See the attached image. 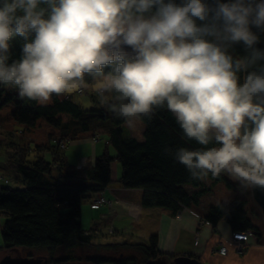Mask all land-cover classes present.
<instances>
[{
    "label": "clouds",
    "instance_id": "obj_1",
    "mask_svg": "<svg viewBox=\"0 0 264 264\" xmlns=\"http://www.w3.org/2000/svg\"><path fill=\"white\" fill-rule=\"evenodd\" d=\"M262 38L264 0H0V88L41 106L92 88L129 126L166 113L192 179L264 192Z\"/></svg>",
    "mask_w": 264,
    "mask_h": 264
},
{
    "label": "trees",
    "instance_id": "obj_2",
    "mask_svg": "<svg viewBox=\"0 0 264 264\" xmlns=\"http://www.w3.org/2000/svg\"><path fill=\"white\" fill-rule=\"evenodd\" d=\"M22 43L21 38L13 41L15 57L19 56ZM238 51L242 53V50ZM5 92V87L0 88V109L13 101L15 108L12 119L19 125L30 130L44 119L50 126L61 129V137H70L72 130L76 136L96 127L108 132L117 156L111 157L105 151L95 159L93 166L78 169L69 163L66 152L53 143L54 133L43 144H34L33 141L30 143L34 145L18 144L12 137L0 140V148L7 149L3 166L15 173L17 184L14 188L8 182L0 192V215L5 218L0 255L6 249H47L53 255L38 257L43 264H149L160 258L162 254L158 250L156 235L147 244H96L95 240L102 234L100 224L93 225L89 230L84 229L81 212L85 202L93 201L112 184L111 166L114 161L122 164V186L143 191L144 208L163 209L172 215H178L185 209L199 210L205 191L201 189L190 194L186 187L201 188L203 180L192 179L184 166L174 161L169 151L196 145L186 144L181 139L180 130L171 117L161 112L152 121H143L146 130L143 141H139L126 134L125 123L114 118L104 107L93 106L86 110L71 95L68 98L54 97L52 102L41 106L27 99H19L16 92H10L4 98ZM93 102L100 104L96 96ZM99 119L110 120L112 126L102 122L97 126ZM208 179L217 185L226 182L234 186L226 175L219 178L209 176ZM250 199L264 216V192L250 191ZM247 203V200H235L210 206L203 211V219L212 225L226 220L234 232L251 231L261 237ZM61 248H67L73 255L57 259L54 253ZM78 248H106V252L101 255L94 253L95 256L82 259L74 252ZM111 250L119 253L109 254ZM138 254L144 260L140 261L136 257Z\"/></svg>",
    "mask_w": 264,
    "mask_h": 264
},
{
    "label": "crops",
    "instance_id": "obj_3",
    "mask_svg": "<svg viewBox=\"0 0 264 264\" xmlns=\"http://www.w3.org/2000/svg\"><path fill=\"white\" fill-rule=\"evenodd\" d=\"M11 124L13 131L8 134L10 136L4 138L12 137L14 142L20 144L23 137L16 140L12 134V132L17 131L18 123L12 119ZM18 131L20 134L26 135L24 130L18 129ZM55 135L58 134L55 133ZM4 138L0 135L1 140ZM78 142L73 141L66 151L69 163L75 167L82 163L85 164V168L93 166L97 155L110 151L109 148L103 151V147L100 148L99 143L95 144L91 140V136H85ZM86 145L88 148L85 147ZM78 146L80 147L78 148ZM0 150L4 152L1 158L2 164H0L1 175H5L10 184L8 173L11 171L6 170L3 166L7 158V149L1 147ZM111 170L112 179L115 180L114 171L117 176L118 167H114L113 164ZM1 177L0 182L5 184ZM119 177L117 176V179ZM1 189L2 187L0 192ZM101 196L110 203L101 204L99 208H95L93 202ZM142 197L143 191L141 190L126 189L121 183L114 186L110 185L102 195L95 197L91 202L84 203L82 211L86 205L87 214L92 215L93 225L100 224L101 226L102 223H105L108 228L114 226L113 237H116V241L121 243L147 244L153 235L158 236V250L162 255H167L171 259L187 255L197 258L205 264H264V216L261 211L259 223H255L251 216L254 225L258 224L259 226L257 228L261 232V237L252 234L247 242L248 250L240 255L235 246L230 244L234 231L226 220L220 221L217 225H212L203 219L202 210L185 209L178 215H172L163 209L144 208ZM252 207L250 214L252 212L256 214L257 210H260L253 201ZM97 216L100 223L94 220ZM96 241L97 239L95 243H100ZM2 245L3 239L0 241V246ZM223 246L228 249L226 255L219 253Z\"/></svg>",
    "mask_w": 264,
    "mask_h": 264
},
{
    "label": "rangeland",
    "instance_id": "obj_4",
    "mask_svg": "<svg viewBox=\"0 0 264 264\" xmlns=\"http://www.w3.org/2000/svg\"><path fill=\"white\" fill-rule=\"evenodd\" d=\"M6 92L4 93V98L7 94H9L10 92H16L15 89L9 88V87H5ZM83 91L82 94H80ZM81 92L78 91L74 92V93H70L69 95L73 96V99L79 103L84 109L86 110H90L93 106H97V108L99 107H103L100 104H95V102H93V97L96 96L94 93V90L92 88H84L81 90ZM98 100V99H97ZM15 108V104L13 101L6 103L1 109H0V135L2 136V138H4L5 136L8 137L10 135H8L10 133V131H13V127L11 124L12 121V111ZM66 122H68L67 119H64ZM102 122L104 124H108L110 126H112L111 121L110 120H105V119H99L98 121H96V125L98 126L99 123ZM102 124V125H104ZM20 126V127H19ZM18 129H22L24 130L26 133L25 134H20V131H18ZM17 131L12 132V134L14 135V138L17 139H22L21 143L23 144H27L29 143L30 145L32 143H30L31 141H33L34 139V144H43L46 143L47 141H49V136L50 134L54 133V137H58L61 136L62 134L59 132L61 131L60 128H55L50 126L46 120L41 119L37 126L33 129L28 130L25 126L19 125L16 128ZM124 130L126 132V134H128L129 136H132L134 138H136L139 141H143L144 139V133L146 130V125L144 122H140L135 126H129L126 123L124 124ZM73 130L71 131V141H77V143H79L78 141L83 139L85 136H91V140L100 146V148L103 147V151H105L106 148H109V154L111 155V157L117 156V150L116 148L110 143V135L107 133H105L103 130H99L96 129V127L94 129H91L90 132H82L79 133L78 135L74 136L73 135ZM55 133H57L58 135H55ZM6 139V138H4ZM3 139V141H4ZM26 139V140H24ZM33 139V140H32ZM98 139V140H96ZM1 140V139H0ZM70 142V145L71 143ZM107 143V145H106ZM32 144V145H34ZM70 145L67 147V149L70 147ZM80 146H78L79 148ZM86 148H88V146H85ZM77 148V149H78ZM3 150H0V164H2V160L1 158L3 157ZM103 153L99 154L96 156L99 157L101 156ZM114 164V167H118V175L120 176L117 179L116 173L114 171V178L113 182L111 185H118L120 183V179L122 177V164L118 161H114L112 162V165ZM0 171V177L1 175ZM8 176L10 177V185H12V187L16 188L17 184H16V179H15V173H13L12 171L8 173ZM3 177H5L7 179V177L5 175H3ZM226 177L229 179V181L231 183H233L234 186H229L227 185L226 182H220L217 184H215V182L211 179H204L203 180V186L201 188H193L191 186L186 187L187 191L190 194H193L196 191H199L201 189H203L204 195L201 198V205L199 206V210L202 211H207L208 208H210V206H215L218 205L220 203H226V202H233L235 200H247V207L249 210H251L252 207V200L250 199V191H246L242 188H240V186L238 184H236L235 182H233L227 175ZM6 186L3 182H0V188ZM86 203V202H85ZM260 210H257V213L254 214L252 212L251 216L253 217V220L255 223H259V217H260ZM99 216V215H98ZM97 216V218H95L94 220L96 222H99V217ZM91 217V218H90ZM5 223V218L4 216L0 215V241L3 239L2 238V227L3 224ZM100 223V222H99ZM81 224L83 226L84 229L89 230L93 223H92V215L87 214V208L86 205L83 208L82 211V217H81ZM256 227H259L258 224H255ZM100 231L102 232V234L100 236H98L97 241L96 242H100L103 245H110V244H122L121 242L116 241V237H113L115 231H114V226H110L108 228L107 225H105V223H102V225L100 226ZM99 244V243H96ZM106 248H102V250H98V249H93V250H88L87 248H78L76 249V251L74 250L75 254L82 258L85 259L88 256H95L94 253L97 255H101L104 254L106 252L105 250ZM125 251V250H124ZM127 252V251H125ZM52 252L49 250H45V249H39V248H15V249H11V250H4L3 253L0 255V261L5 257V256H9L12 258H27V257H40V256H48V255H53L51 254ZM109 254H118L119 252H115V251H110L108 252ZM73 254H71L69 252V250L67 248H61L58 252L54 253V256L58 259V258H64L67 256H72ZM4 256V257H3ZM87 256V257H86ZM140 261L144 260V257L141 254H138L136 256Z\"/></svg>",
    "mask_w": 264,
    "mask_h": 264
},
{
    "label": "built area",
    "instance_id": "obj_5",
    "mask_svg": "<svg viewBox=\"0 0 264 264\" xmlns=\"http://www.w3.org/2000/svg\"><path fill=\"white\" fill-rule=\"evenodd\" d=\"M79 91L81 92V90H79ZM79 91H78V93H79ZM68 97H69V95L66 96V98H68ZM96 140H98V139H96ZM70 142H72L70 137H61V136H59V137H55V139H53V143L58 145L60 147V149H62V150L67 149V147L70 145ZM78 168L79 169L82 168L81 164L78 165ZM1 179L3 181H5L6 184H8V181L5 180L3 177H1ZM98 196H100V195H98ZM106 203H110V202L107 201L102 196L99 197V198H96L94 200V202H93L95 208H99L101 204H106ZM250 233H251L250 231H247V232H234L233 235H232V240L230 241V244L235 246L236 251L240 255L244 254L248 250L247 242H248ZM219 253L222 254V255H226L228 253L227 247H225V246L221 247V249L219 250Z\"/></svg>",
    "mask_w": 264,
    "mask_h": 264
},
{
    "label": "water",
    "instance_id": "obj_6",
    "mask_svg": "<svg viewBox=\"0 0 264 264\" xmlns=\"http://www.w3.org/2000/svg\"><path fill=\"white\" fill-rule=\"evenodd\" d=\"M0 264H43L42 259L40 258H33V257H27V258H12L9 256H5L1 261ZM149 264H205L198 260L197 258L183 255L178 256L174 259H171L167 255H162L157 260L151 261Z\"/></svg>",
    "mask_w": 264,
    "mask_h": 264
},
{
    "label": "bare ground",
    "instance_id": "obj_7",
    "mask_svg": "<svg viewBox=\"0 0 264 264\" xmlns=\"http://www.w3.org/2000/svg\"><path fill=\"white\" fill-rule=\"evenodd\" d=\"M64 151L66 152L67 149H65ZM81 166H82V168H85V167H86L85 164H81ZM252 234L255 235L254 233L251 232V233L249 234V237H250Z\"/></svg>",
    "mask_w": 264,
    "mask_h": 264
}]
</instances>
